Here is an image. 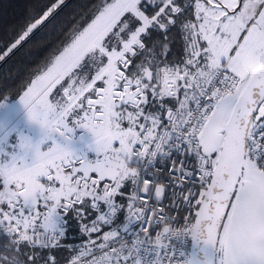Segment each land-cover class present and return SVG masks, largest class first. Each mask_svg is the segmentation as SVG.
I'll list each match as a JSON object with an SVG mask.
<instances>
[{"label": "snow or ice", "instance_id": "1", "mask_svg": "<svg viewBox=\"0 0 264 264\" xmlns=\"http://www.w3.org/2000/svg\"><path fill=\"white\" fill-rule=\"evenodd\" d=\"M63 4L51 0L32 15L0 46V61ZM97 12L20 97L41 136L19 137L7 160L0 152V237L10 253L0 264H58L51 252L21 249L59 248L73 215L89 236L110 230L64 264H143L139 234L130 245L120 238L133 221L161 226L159 248L187 234L216 248L215 264H264V0H108ZM173 33L184 55L169 62ZM75 128L91 133L95 159L65 146ZM17 170L26 182H12ZM169 188L173 207L198 209L181 229L150 205ZM122 212L125 223L113 227ZM152 264H162L159 253Z\"/></svg>", "mask_w": 264, "mask_h": 264}, {"label": "trees", "instance_id": "2", "mask_svg": "<svg viewBox=\"0 0 264 264\" xmlns=\"http://www.w3.org/2000/svg\"><path fill=\"white\" fill-rule=\"evenodd\" d=\"M51 0H0V46L10 41L19 31L29 23L30 17L41 10ZM108 0H64V4L57 10L55 18L43 29L33 41L20 47L10 58L0 61V104L6 99H17L31 85V82L45 72L56 55L70 43V37L83 31L99 13L97 9ZM102 10V8H101ZM159 39L155 37L154 40ZM172 48L169 62H174L183 57L182 38L179 33L169 36ZM67 78L54 86L52 92L63 95V87L67 86ZM83 128H75L71 134L78 140ZM73 139V138H72ZM73 141V140H72ZM128 189L126 188L125 191ZM119 199V198H118ZM103 207V206H102ZM67 217V213L64 214ZM94 215V214H92ZM122 212L119 220L123 217ZM64 236L59 248L32 249L23 247V254L39 253L41 257L49 252L57 257L58 264L64 263V258L77 249L91 247L89 240H97L98 236L108 228L102 226L99 234L89 236L83 231V222L75 215L63 220ZM8 241L0 237V255H10L5 250ZM15 264V261H12ZM42 264V261H41Z\"/></svg>", "mask_w": 264, "mask_h": 264}, {"label": "built area", "instance_id": "3", "mask_svg": "<svg viewBox=\"0 0 264 264\" xmlns=\"http://www.w3.org/2000/svg\"><path fill=\"white\" fill-rule=\"evenodd\" d=\"M26 114L25 109L18 114V116L11 122L7 124L4 131L0 133V141L2 140L3 136L11 131L15 127V123L17 120L22 118ZM81 136V135H80ZM82 138L84 140L83 144H72V138L71 136L64 142L65 146L70 150L75 152L77 155H81L82 149L89 143V141H86V137L82 135ZM162 165L157 164V168H161ZM27 178V173L24 171L17 170V173L11 177L12 182L20 181L21 179ZM195 190V187L193 188ZM177 192H179V189H176ZM172 189L169 188L164 195V198L162 200V203L156 204V201L153 197L150 198V205L156 206V207H162L164 209V214L166 216L172 217V228L173 229H181L185 226V223L187 220H193V217L195 216L196 211L198 210L195 203L192 204V206L189 208L187 205L183 203H178L176 207H173L172 205L176 203V198L171 197ZM198 199V197H197ZM125 215V214H124ZM121 218L119 220V217L115 221L113 227H120L125 223V218ZM149 219H152L149 217ZM194 222V220H193ZM108 229L106 231H109V227L105 226ZM147 228L148 233L145 234L144 232H141V228ZM105 231V232H106ZM161 231V226L156 223L151 224H143L142 221H133L132 225L129 226V230L127 233L121 232L120 238L122 240H126L129 245L131 242L135 239L136 233L139 234V237L142 241H145L139 249V258L142 260L143 264H152V261L154 259H157V253H159V259L162 261V264H189L190 263V253H191V246H192V236L190 235H183L181 237H173L170 240H164L163 244L166 245L164 248H159L154 243V237L156 234ZM64 233V229H63ZM102 234L98 236L97 240H101ZM64 236V234H63ZM147 236H150L153 238V242L149 243L147 242ZM63 238V237H62ZM62 238H58L60 240V246L62 243ZM85 246L89 243H84ZM118 247L119 245H114ZM137 254L134 252L133 256L135 257ZM64 264V263H61ZM130 264V262H129Z\"/></svg>", "mask_w": 264, "mask_h": 264}, {"label": "rangeland", "instance_id": "4", "mask_svg": "<svg viewBox=\"0 0 264 264\" xmlns=\"http://www.w3.org/2000/svg\"><path fill=\"white\" fill-rule=\"evenodd\" d=\"M45 72H43L41 75H43ZM40 76L36 77L34 80H37ZM29 87H31V85ZM51 93H49V100L53 102V100H51L50 98ZM20 97L12 100L6 99L0 104V133L5 129V127L9 122L13 121L18 116V114L24 110L23 105L20 103ZM34 126H35V135H34L35 137L33 138V141H38L41 136V130L38 125L28 120L26 113L22 118L16 121L14 128L3 136L2 140L0 141V152L4 154L13 153V151L17 146L18 138L21 136H27L30 138ZM80 135L78 140L76 141H75V136L72 135L71 138H73L72 139L73 141H71V143L83 144L84 140L82 138V135H84L86 137V141L87 142L89 141V143L82 149L81 155L89 160L95 159L96 153L90 150L89 148V145L92 143V139H93L91 133H89L86 129H84L80 133ZM20 181L26 182L27 178L21 179Z\"/></svg>", "mask_w": 264, "mask_h": 264}, {"label": "water", "instance_id": "5", "mask_svg": "<svg viewBox=\"0 0 264 264\" xmlns=\"http://www.w3.org/2000/svg\"><path fill=\"white\" fill-rule=\"evenodd\" d=\"M218 252L213 245L205 244L201 238L192 237L189 264H215Z\"/></svg>", "mask_w": 264, "mask_h": 264}, {"label": "crops", "instance_id": "6", "mask_svg": "<svg viewBox=\"0 0 264 264\" xmlns=\"http://www.w3.org/2000/svg\"><path fill=\"white\" fill-rule=\"evenodd\" d=\"M50 67H51V66H50ZM52 91H53V89H52ZM52 91H51V92H52ZM51 92H50V93H51ZM50 98H51V100H53V102H55L56 100H59L61 97L58 96V93H56V92H52L51 95H50ZM3 131H4V130H3ZM3 131H2V132H3ZM34 135H35V126H34V128L32 129V132H31V137H30L31 140H33V138L35 137ZM11 154H12V153L4 154V155H3V159H4V160L9 159V157H10Z\"/></svg>", "mask_w": 264, "mask_h": 264}, {"label": "bare ground", "instance_id": "7", "mask_svg": "<svg viewBox=\"0 0 264 264\" xmlns=\"http://www.w3.org/2000/svg\"><path fill=\"white\" fill-rule=\"evenodd\" d=\"M98 239V238H97Z\"/></svg>", "mask_w": 264, "mask_h": 264}]
</instances>
